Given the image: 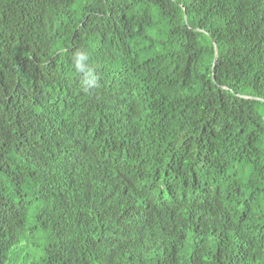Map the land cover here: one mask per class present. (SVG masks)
I'll list each match as a JSON object with an SVG mask.
<instances>
[{
    "label": "trees",
    "instance_id": "obj_1",
    "mask_svg": "<svg viewBox=\"0 0 264 264\" xmlns=\"http://www.w3.org/2000/svg\"><path fill=\"white\" fill-rule=\"evenodd\" d=\"M0 264H264V0H0Z\"/></svg>",
    "mask_w": 264,
    "mask_h": 264
},
{
    "label": "water",
    "instance_id": "obj_2",
    "mask_svg": "<svg viewBox=\"0 0 264 264\" xmlns=\"http://www.w3.org/2000/svg\"><path fill=\"white\" fill-rule=\"evenodd\" d=\"M215 65H216V57H215V59L213 61V66H215ZM213 79H214V76H213Z\"/></svg>",
    "mask_w": 264,
    "mask_h": 264
}]
</instances>
